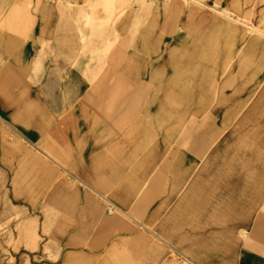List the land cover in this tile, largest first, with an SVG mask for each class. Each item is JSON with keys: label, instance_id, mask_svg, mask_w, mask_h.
Instances as JSON below:
<instances>
[{"label": "rangeland", "instance_id": "1", "mask_svg": "<svg viewBox=\"0 0 264 264\" xmlns=\"http://www.w3.org/2000/svg\"><path fill=\"white\" fill-rule=\"evenodd\" d=\"M16 1L0 0L1 21L3 13ZM140 1H148V10L136 11ZM36 2L38 7L48 3L58 13L61 40L68 34H74L76 39V48L70 49L71 62L56 65L58 78L50 80L49 87L59 88L58 96L48 94L49 81L35 79L37 74L27 81L45 87L43 98L47 104L53 103L52 98L64 107L85 103L94 83H100L114 68L112 56L120 48L140 57L144 52L162 54L163 43L167 42V51L177 49L180 47L175 39L181 38L201 44L209 42L216 51L233 57L229 65H219L216 76L207 80L203 93L193 98L191 114L186 119L168 121L161 128L144 119L138 127L140 136L130 135L132 122L119 126L127 108L120 111V101L115 106L104 100L102 114L109 133L102 151L107 152L117 175L113 181L103 182L102 188L112 196L122 195L123 212L106 215L107 202L92 193L90 223L76 224L74 208L59 206L60 194L53 190L59 173L66 182L76 183L60 170L62 167L68 170L70 161L58 159L50 144L31 143L12 125L14 117L25 118L29 113L10 112L7 120L1 116L0 264H192L163 243L153 245L155 238L151 231L167 236L170 243L199 264H235L234 254L244 237L245 219L256 213L264 214V171L237 174V181L246 183L225 187L224 182L231 177L227 173L204 172L198 175L202 180L193 185V177H184L175 167L180 157L194 146L190 139L196 133L190 122H205L220 140L224 127L236 128L243 114L247 115L245 126L240 128L243 131L252 127L258 114L264 115V92L253 94L250 107L233 123L218 122L217 115L208 109L217 98L237 102L241 96H231L232 89L248 82L255 61L264 58V0H191L186 5L184 0ZM123 21L127 24L124 30L119 27ZM147 28L155 38L138 43V36ZM239 61L244 62L243 68L236 73ZM36 72L43 75L42 65L36 67ZM235 74L236 78L230 80L229 75ZM228 79V93H218ZM126 81L137 87L149 80L143 76L139 82L129 77ZM107 83H113L111 77ZM167 94L179 97L181 92L168 89ZM255 98L260 99L259 106L253 104ZM186 104L182 96L167 107V112L180 114ZM139 114L137 111L136 119ZM194 115L199 117L194 119ZM49 137L47 134L46 139ZM182 178L181 184L177 182L172 190L171 183ZM251 179L259 184L253 186ZM249 203H252L250 212ZM99 208L104 213L101 216ZM136 232L140 233L139 242ZM233 235L235 248L232 242L229 247V237Z\"/></svg>", "mask_w": 264, "mask_h": 264}, {"label": "bare ground", "instance_id": "2", "mask_svg": "<svg viewBox=\"0 0 264 264\" xmlns=\"http://www.w3.org/2000/svg\"><path fill=\"white\" fill-rule=\"evenodd\" d=\"M190 1L191 0H184V4L186 5ZM148 8V1H140L136 6V11L144 12L148 10ZM125 22L119 23V27L123 30L127 26ZM154 38L150 29L147 28L138 36L137 41L138 43L149 42ZM175 43L179 45L180 48L167 51L166 42L162 44L165 49L162 54L153 53L150 55L149 52H144V55L141 57L134 52H127L121 48L115 51L111 60L114 68H111L112 71L104 77L107 79L111 77L113 83L107 85L95 82L91 90V94L93 95L92 97L90 95L86 102H93L95 100H100L101 102L103 98V101L106 100L110 105L117 106V101H120L121 107L127 108V110L122 113V125L125 126V124L131 122L132 124L134 123L133 129L130 131L131 136L141 135V131H139L138 127L144 119L160 128L165 126V123L168 121L174 123L186 119L191 114L190 111L192 108L190 104H192L191 101L193 98H195L197 94L203 93L207 80L216 76L219 65H229V61L233 56L225 52L216 51L215 47L212 46L214 44L209 42L201 44L177 38L175 39ZM209 47H211L212 50H210ZM210 62H214L210 64L211 66H215L214 68L210 67ZM242 64H244V62L239 61L236 73L242 70ZM162 65L164 66L162 67ZM251 72L252 74L248 78V82L239 84L232 89L231 96H241L237 102H225L217 98L215 101H212V105L208 107L212 113L217 115L218 122L229 120V123H233L234 120H237L239 114L250 107L253 98L252 95L256 92H264V58L255 61ZM143 76L149 81L137 87L130 85L126 81V78L129 77L139 82ZM229 76V79L236 78V74L235 76ZM157 79H161V81L158 82ZM229 79L218 89V93H228L227 87ZM101 85H104V90H102L103 93H99ZM168 89H175L181 92L182 95L179 94V97L174 96L175 94L168 95ZM249 93L251 94L246 97ZM182 96L187 102L186 108H183L180 114H171L167 112V107L180 101ZM259 98H255L256 100L253 104H258L260 101ZM257 106H259V104ZM137 111H140V116L136 119L135 115ZM221 111H223V113L220 116ZM1 115L3 116V113H0V117ZM5 116L7 115L5 114ZM193 117L195 119L198 118L199 115H194ZM246 117L247 115L244 116L243 114L236 128L233 127L231 130H228L227 126H225L222 133L224 136L220 140H217L218 138L215 137L214 133L209 131V125L205 122H190V127L195 130L196 133V135L190 139L194 143L193 148H190L188 152L191 156L187 153L182 155L175 168L180 171L184 177L185 175H190L191 178L193 177L191 179L193 185L198 184L199 181L202 180L198 175L204 172L215 170L217 173H221L222 171L231 176L224 182L226 183L225 187L228 185L229 187L232 185L239 186L242 183H246L237 181V179H239L236 177L237 174L251 173L250 175H253L254 173H261L264 171V115L258 114V118L253 123L252 127L249 130L243 131V129L241 130L240 128L245 126ZM259 119L261 122H259ZM128 140H130V138L125 141ZM203 158L205 161L202 163L201 159ZM98 167L102 169L103 172L107 173L106 182L107 180H110V182L113 181L114 176L117 175V169L109 161L99 164ZM62 169L66 170L63 167ZM233 176H235L236 179H234ZM183 179L184 178L180 181H173L171 183V189L173 190V188L178 185L177 182L181 184ZM251 181L253 186L259 184L256 183L257 181L254 179H251ZM90 189L93 194L100 197L104 202H107L108 207L106 208V215L115 212H123L120 204V197L122 195L120 197L116 195L112 196L104 192V188L99 189L91 186ZM230 189L231 188H228V191H230ZM230 193L233 194V192ZM251 204L252 203L248 204V212H250L252 207ZM101 209L99 211L100 216L101 213H103ZM137 211H139V209H137ZM232 220H237V218ZM141 227L146 228L143 225H141ZM242 231V235L245 236L246 231L243 227ZM151 233L155 238L152 244L156 247L159 246V242L163 243L172 251L183 255L185 261L192 264H199L196 259L190 258L188 255L181 252L176 245L170 243L167 240V236L159 235L158 232L151 231ZM135 235L136 240L139 242L140 233L136 232ZM59 237L60 236H58V238Z\"/></svg>", "mask_w": 264, "mask_h": 264}, {"label": "crops", "instance_id": "3", "mask_svg": "<svg viewBox=\"0 0 264 264\" xmlns=\"http://www.w3.org/2000/svg\"><path fill=\"white\" fill-rule=\"evenodd\" d=\"M36 1L17 0L0 20V113L5 120L10 112L29 113L25 118L14 117L12 125L31 143L50 144L58 159L70 161L67 171L60 170L76 183L66 182L59 173L53 190L60 194L59 206L73 207L75 223L81 225L91 222L93 192L90 187L101 189L107 176L98 167L110 160L107 152L102 151L109 133L102 114L105 104L102 98L101 102L70 103L64 107L53 99L58 96L59 88L49 87L50 80L58 78L56 65L71 62L70 49L76 48V39L74 34H68L61 40L58 13L48 3L38 7ZM39 65L43 75L36 72ZM33 74H37L35 79L49 81L46 89L53 97L52 104L44 102V86L27 82L34 79ZM99 84L108 85L107 78L103 77ZM14 90L18 92L13 93ZM102 90L104 85L100 86L99 93ZM119 126L123 127L122 119ZM47 134H50L48 139ZM243 228L246 234L238 245V252H234V263L264 264V214L256 213L245 219ZM230 242L235 248L234 235L229 237V247Z\"/></svg>", "mask_w": 264, "mask_h": 264}]
</instances>
